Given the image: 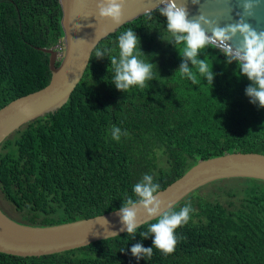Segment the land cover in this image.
<instances>
[{
  "label": "trees",
  "instance_id": "obj_1",
  "mask_svg": "<svg viewBox=\"0 0 264 264\" xmlns=\"http://www.w3.org/2000/svg\"><path fill=\"white\" fill-rule=\"evenodd\" d=\"M61 16L58 0H0V108L49 82V53L36 47L63 48ZM233 151L264 154V79L155 8L98 42L62 107L0 144V192L15 220L63 223ZM242 178L202 185L119 235L40 256L0 252V264H264V180ZM209 184L225 200L199 194Z\"/></svg>",
  "mask_w": 264,
  "mask_h": 264
},
{
  "label": "water",
  "instance_id": "obj_2",
  "mask_svg": "<svg viewBox=\"0 0 264 264\" xmlns=\"http://www.w3.org/2000/svg\"><path fill=\"white\" fill-rule=\"evenodd\" d=\"M58 6L64 32L62 53L36 47L49 53L50 80L0 108V144L26 122L62 107L98 42L155 8L165 9L192 34L227 51L264 79V0H58ZM231 177L264 180V154L233 151L200 159L144 199L73 221L27 224L0 208V252L40 256L113 237L157 218L200 186Z\"/></svg>",
  "mask_w": 264,
  "mask_h": 264
},
{
  "label": "rangeland",
  "instance_id": "obj_3",
  "mask_svg": "<svg viewBox=\"0 0 264 264\" xmlns=\"http://www.w3.org/2000/svg\"><path fill=\"white\" fill-rule=\"evenodd\" d=\"M56 49L58 50V53L60 54L61 52L60 46H57ZM59 58H60V55H59ZM223 180H224L223 183L225 184H233L236 186H243V185H246L247 183V180L242 177L224 178ZM212 182L214 181H211V183ZM223 183H220L219 185H224ZM208 193L212 194L211 198L225 200V195L221 194V192L217 188H215L213 185L209 184V186L203 187L199 190V194H201L202 196H206ZM0 205H1V209H3V211L6 214H8L12 218L18 219L17 218L19 217L18 212L14 209V207L9 202L6 201V199L3 198L1 192H0Z\"/></svg>",
  "mask_w": 264,
  "mask_h": 264
},
{
  "label": "built area",
  "instance_id": "obj_4",
  "mask_svg": "<svg viewBox=\"0 0 264 264\" xmlns=\"http://www.w3.org/2000/svg\"><path fill=\"white\" fill-rule=\"evenodd\" d=\"M60 49H61V52L60 53H62L63 48L61 46H60Z\"/></svg>",
  "mask_w": 264,
  "mask_h": 264
},
{
  "label": "flooded vegetation",
  "instance_id": "obj_5",
  "mask_svg": "<svg viewBox=\"0 0 264 264\" xmlns=\"http://www.w3.org/2000/svg\"><path fill=\"white\" fill-rule=\"evenodd\" d=\"M0 208H1V205H0ZM3 208V207H2ZM2 211H3V209H2Z\"/></svg>",
  "mask_w": 264,
  "mask_h": 264
}]
</instances>
